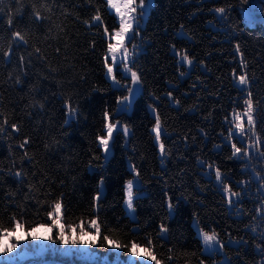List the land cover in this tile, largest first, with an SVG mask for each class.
<instances>
[{
	"label": "trees",
	"instance_id": "obj_1",
	"mask_svg": "<svg viewBox=\"0 0 264 264\" xmlns=\"http://www.w3.org/2000/svg\"><path fill=\"white\" fill-rule=\"evenodd\" d=\"M219 7L228 10L222 20L213 13ZM181 26L184 38L176 35ZM105 27H118L107 0H0V229L19 222L16 235L37 228L43 236L38 225L51 223L57 200L66 235L89 240L96 237L91 222L100 227L95 245L29 237L0 253V264H155L135 257L133 242L160 264H264V216L256 212L264 204V0H151L126 43L130 52L135 46L130 67L141 91L118 115L117 98L128 93L107 74ZM176 52L193 64H181ZM115 75L131 86L119 69ZM240 75L248 83L238 87ZM249 93L254 125L245 115V133L229 137ZM105 111L120 129L107 160L97 141ZM157 113L163 157L153 132ZM133 167L141 182L136 218L125 205ZM224 185L241 194L231 205ZM198 227L214 230L223 249L205 252Z\"/></svg>",
	"mask_w": 264,
	"mask_h": 264
},
{
	"label": "snow or ice",
	"instance_id": "obj_2",
	"mask_svg": "<svg viewBox=\"0 0 264 264\" xmlns=\"http://www.w3.org/2000/svg\"><path fill=\"white\" fill-rule=\"evenodd\" d=\"M151 0H139V3H137V0H107V4L110 6V10L114 9L115 15L118 17V27H116L113 32L109 33L108 28L105 27L104 31L105 34L109 37V43L107 46V55L105 56V65L107 74L109 77H111V82L113 84V87L119 89V90H126L128 95H124L117 98V112L116 114H120L123 111L128 110L131 107V102L135 98V95L138 91V86L140 82V75L137 71H134L132 67H130L131 64H134V60L132 59L134 55L135 46H133V51L130 52L128 47L126 46V43L131 42V40L135 37V35H138V32H136V29L139 28L140 22L143 20L144 15L147 13L148 6L150 5ZM228 10L224 7H219L213 10V13L218 16L219 19H223L225 13ZM93 19L97 22L100 21L101 17L99 15L93 17ZM11 23V21H9ZM177 36L184 38L185 33L183 32V26H181V30L176 33ZM16 36H19L21 40H23V37L20 36L19 33H16ZM114 41V42H113ZM237 51L239 50V45L236 46ZM176 55L180 56V63L181 64H187L191 66L193 64V60L187 55V53H179L176 52ZM5 55H8V53H5ZM109 59L111 60V63H109ZM123 65V68L120 69L119 66ZM120 70L122 74L125 76V79L130 78L131 85L129 86L127 84L121 85L120 80L117 79V76L115 75V72L117 70ZM183 75V73H181ZM237 86H244L248 83V80L246 78V75H240L237 78ZM242 90V88H241ZM168 97L172 96V93L169 92ZM178 104L179 101H176ZM245 108L243 113L236 112L234 114V129L229 128V137H231L234 132L237 135L244 134L245 133V124L243 117L247 116V124L249 126L254 125V119H253V101L251 99V94L249 93V98L245 101ZM69 111L71 114H75V110L71 108V106H68ZM105 124H104V133L103 135L97 136L98 146L104 153L105 159L107 160L108 157L111 155L112 152V141L114 139V132H119L120 129L118 127V123L111 122V116L110 113L105 111L104 114ZM12 128H16V125H12ZM123 132L127 133V127H123ZM153 132L155 134V140L158 142L159 150L161 153V156L163 157V154L165 153V145L161 141V135H162V127H161V118L159 114L157 113L155 115V124L153 127ZM259 143V140L257 141ZM27 143V140H25L24 144H21L20 147L23 148L25 144ZM231 147L234 150V155L241 154V148L237 147L235 143L231 145ZM247 155V152L244 153ZM203 164V162H200ZM210 172L209 175H211V166H209ZM135 172V176L133 179L127 180L125 184V203L127 205V208L129 210H132L134 205L133 201L136 198L134 195V189H136L137 193L139 192V172L135 170L133 167L132 169ZM19 175V173H17ZM264 179V177H261ZM223 180L222 174L220 169L217 167L215 168V181L217 183H221ZM102 183V181H101ZM223 194L226 195L228 203L231 205L233 203L234 197H239L241 194L237 192H233L231 190V187L228 185L223 186ZM100 193L98 192L96 200H99ZM168 208H169V214L171 215L173 211V205L171 203V198H169L168 202ZM261 209H264V204H261L259 208L256 209V212L260 216H264V212L261 211ZM47 216L51 219L50 224H40L38 225L39 228L44 230L43 236H41V233L37 230V228H32L30 231L23 232V235H16V228L21 229L23 231L22 225L17 222L15 224V228H13L12 231H8V229H0V253H10L14 249H17L19 243L21 241L28 240L29 237L32 238V240H39L44 239L47 241H53L54 239H58V241L65 245H95L97 243L96 237L100 235V227L97 224L95 220H93L92 226L95 229L96 237H92L89 240H83L80 236L75 235H66L65 225L61 223L62 219V202L60 200H57L53 206L52 210L47 213ZM71 227V226H69ZM53 230H56V237L53 236ZM161 233H165L167 229L163 224L160 226ZM197 231L199 235L202 238V241L205 245L204 251L211 253L214 251H220L223 249L224 244L219 241L218 234L215 233V231H204L203 229L197 228ZM81 234H84V229H80ZM103 239L107 241V244L110 245L113 249H119L122 247L119 243H117L115 240L109 239L108 236H104ZM15 241V242H12ZM149 244H151V241H148ZM230 243H241L240 241L233 242L230 241ZM139 245L136 243H132L130 251L132 254L137 257H147L151 261H155V264H160V261L156 258L155 255H153L152 251L149 250V248H145L144 252L141 253L137 251ZM143 264H148L147 260L143 262ZM201 264H205V262L202 260Z\"/></svg>",
	"mask_w": 264,
	"mask_h": 264
},
{
	"label": "rangeland",
	"instance_id": "obj_3",
	"mask_svg": "<svg viewBox=\"0 0 264 264\" xmlns=\"http://www.w3.org/2000/svg\"><path fill=\"white\" fill-rule=\"evenodd\" d=\"M137 3H139V0H137ZM109 8H110V6H109ZM112 12H114V9H112L111 10ZM115 13V12H114ZM134 176H135V174H134ZM133 176V177H134ZM133 177H131L130 179H133ZM141 185V184H140ZM139 185V186H140ZM104 191V185L102 184L101 185V190H100V193H102ZM138 193H140V191L138 192ZM137 194V191H136V189H134V195H136ZM125 205H126V203H125ZM126 207H127V205H126ZM128 209V208H127ZM128 213L132 216V218H136V216H135V213H134V208L132 209V210H129L128 209Z\"/></svg>",
	"mask_w": 264,
	"mask_h": 264
},
{
	"label": "water",
	"instance_id": "obj_4",
	"mask_svg": "<svg viewBox=\"0 0 264 264\" xmlns=\"http://www.w3.org/2000/svg\"><path fill=\"white\" fill-rule=\"evenodd\" d=\"M254 4H255V3H254ZM131 86H132V85H131ZM140 91H141V86H140V84H139V86H138V91H137V93H136V95H135V98L132 100V102H133L134 100H136V98L138 97Z\"/></svg>",
	"mask_w": 264,
	"mask_h": 264
}]
</instances>
